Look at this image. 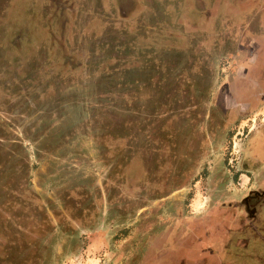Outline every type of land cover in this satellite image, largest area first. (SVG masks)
Segmentation results:
<instances>
[{"label": "rangeland", "instance_id": "1", "mask_svg": "<svg viewBox=\"0 0 264 264\" xmlns=\"http://www.w3.org/2000/svg\"><path fill=\"white\" fill-rule=\"evenodd\" d=\"M261 26L264 0H0V264H174L168 226L258 216Z\"/></svg>", "mask_w": 264, "mask_h": 264}, {"label": "crops", "instance_id": "2", "mask_svg": "<svg viewBox=\"0 0 264 264\" xmlns=\"http://www.w3.org/2000/svg\"><path fill=\"white\" fill-rule=\"evenodd\" d=\"M258 35L255 37L248 55L242 58L248 64L254 59L256 49L264 48V29ZM256 38L260 43L256 42ZM262 59H264V54ZM245 178L248 181L246 176ZM237 208L234 204L219 208L216 213L209 211L208 213H212L210 214L212 216L200 220L202 221L199 222L200 236L197 237L196 245H193L187 252H183L186 260L181 258L182 263L237 264V256L243 249L252 244L261 243L264 245V237H260L258 232L264 230V207L259 210L258 216L255 215L251 218L238 214Z\"/></svg>", "mask_w": 264, "mask_h": 264}, {"label": "flooded vegetation", "instance_id": "3", "mask_svg": "<svg viewBox=\"0 0 264 264\" xmlns=\"http://www.w3.org/2000/svg\"><path fill=\"white\" fill-rule=\"evenodd\" d=\"M218 1V0H217ZM255 1V0H252ZM264 29V26L259 28V33ZM255 39V36H252ZM253 44V41L250 44ZM264 54V48L259 47L256 49V55L254 59L250 62V64L243 61L244 65L240 66V71L244 72L245 82L249 85L250 83L253 85V95L250 97L255 98L261 94H264V75L259 76V66L262 64L264 59H262V55ZM246 87H249V86ZM255 85V86H254ZM248 90V89H245ZM261 196L257 192H250L245 196L243 200V204L246 209V213L248 214L247 217L251 218L252 210L248 211V206L250 205L249 202H253L254 200H258ZM263 205H261L262 207ZM259 208V210L261 209ZM249 212V213H248ZM202 218H197L196 220L187 221L183 232L176 238L173 237L172 231L175 230L174 227L176 226H168L165 228L162 236L159 238H152L150 248L147 252H162V253H176V252H187L193 245H196L197 237L200 235V223ZM200 222V223H199ZM207 222V221H206ZM195 249V247H193ZM199 252V249H197ZM146 252V251H145ZM174 264H186L182 263V259L176 260L173 262Z\"/></svg>", "mask_w": 264, "mask_h": 264}, {"label": "trees", "instance_id": "4", "mask_svg": "<svg viewBox=\"0 0 264 264\" xmlns=\"http://www.w3.org/2000/svg\"><path fill=\"white\" fill-rule=\"evenodd\" d=\"M259 233L261 232V230L258 231Z\"/></svg>", "mask_w": 264, "mask_h": 264}]
</instances>
